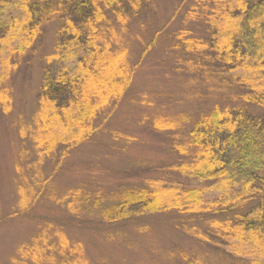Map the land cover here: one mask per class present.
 Listing matches in <instances>:
<instances>
[{"label": "rangeland", "instance_id": "1", "mask_svg": "<svg viewBox=\"0 0 264 264\" xmlns=\"http://www.w3.org/2000/svg\"><path fill=\"white\" fill-rule=\"evenodd\" d=\"M236 2L151 0L126 26L117 24L111 49L126 50L131 64L140 60L155 34L162 33L123 99L114 108V102L106 105L92 120L102 126L60 163L62 146L48 157L36 145L40 126L46 125L40 103L43 72L47 58L56 52L59 24L45 23L31 46L23 44L22 52L20 35L6 43L0 61V264H36L20 247L39 236L38 242L47 246L45 258L57 255L55 261L40 264H64L76 257L85 264H249L252 255L234 257L228 253L230 244L216 242L212 222L223 219L212 213L191 220L193 213L169 210L116 224L103 221L96 209L73 215L62 201L75 188L92 198L100 193L102 205L130 187H208L213 190L207 197L220 194L213 181L177 169L184 162L195 163L190 130L198 116L215 105H245L257 114L264 108L246 102L247 90L238 83L209 72L212 59L203 58L209 53L186 51L178 45L177 34L186 30V37L196 42L211 41L216 27L221 32L240 22L241 15L230 11ZM65 64L74 72L79 69L76 62ZM53 68L59 69L55 61Z\"/></svg>", "mask_w": 264, "mask_h": 264}, {"label": "trees", "instance_id": "2", "mask_svg": "<svg viewBox=\"0 0 264 264\" xmlns=\"http://www.w3.org/2000/svg\"><path fill=\"white\" fill-rule=\"evenodd\" d=\"M150 1L0 0V61L6 43L18 35L22 52L23 44L31 46L45 23L59 24L56 52L47 58L40 91L46 125L40 126L36 145L42 156L51 157L62 146L58 158L62 162L72 148L102 126L103 123L92 124L98 112L112 102L114 108L123 99L139 64L162 31L155 34L134 64L128 61L126 50L113 51L110 40L117 24L126 26ZM17 7L22 13L12 12ZM230 11L241 15L236 26L230 25L221 32L216 27L211 41L204 44L186 37L188 31L183 30L177 34L178 45L186 51L208 52V56L202 55L209 62L212 59L208 71L229 83H238L247 90L243 94L246 102L264 108V0H237ZM54 61L58 70L53 68ZM67 62H76L78 71H72ZM3 79L0 75V83ZM189 136L195 163L189 166L184 162L177 169L213 181L219 195L207 197L213 190L208 187H130L120 191L112 203L102 205L100 193L92 198L75 188L62 201L73 215L96 209L103 221L116 224L134 215L169 210L193 213L191 220L212 213L223 219L212 222L216 242L230 244L227 252L234 257L252 255L249 264H264V113L250 112L245 105H215L198 116ZM180 152L185 153V149ZM39 195L40 191L34 198ZM20 212L25 213L26 209ZM39 239L40 236L20 247L24 257L36 264L55 261L57 255L52 253L45 258L47 246ZM60 240V248L65 250L66 243ZM76 259L64 264H85L81 258Z\"/></svg>", "mask_w": 264, "mask_h": 264}]
</instances>
